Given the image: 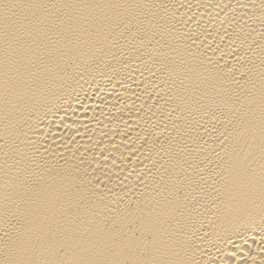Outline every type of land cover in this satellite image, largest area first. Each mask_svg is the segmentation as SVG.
I'll return each mask as SVG.
<instances>
[{
  "label": "bare ground",
  "instance_id": "6f19581e",
  "mask_svg": "<svg viewBox=\"0 0 264 264\" xmlns=\"http://www.w3.org/2000/svg\"><path fill=\"white\" fill-rule=\"evenodd\" d=\"M0 264H264V0H0Z\"/></svg>",
  "mask_w": 264,
  "mask_h": 264
}]
</instances>
